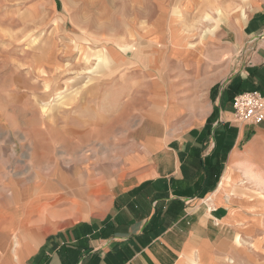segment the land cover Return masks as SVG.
<instances>
[{"label":"crops","instance_id":"crops-1","mask_svg":"<svg viewBox=\"0 0 264 264\" xmlns=\"http://www.w3.org/2000/svg\"><path fill=\"white\" fill-rule=\"evenodd\" d=\"M251 1L248 20L238 9L227 19L233 42L223 41L226 32L198 39H211L220 58L241 54L228 84L235 78L240 92L264 97V0ZM129 5L113 11L109 24L102 16L106 9L97 11L101 25L114 22L103 39L169 38L163 31L148 33L142 4ZM203 20L212 21L205 15ZM182 22L172 26L188 28V39H196L194 22ZM210 64L203 73L178 64L169 86L137 81L143 98L138 106L131 84L92 85L94 93L107 92L101 115L76 116L68 132L45 121V146L56 143L71 158H33L28 178L5 186L0 264H243L235 246L245 220L241 206L254 202L246 172L264 171L259 163L251 169L244 164L251 154L264 160V124L234 119L230 89L215 92L219 73ZM155 93H161L159 102Z\"/></svg>","mask_w":264,"mask_h":264},{"label":"rangeland","instance_id":"rangeland-1","mask_svg":"<svg viewBox=\"0 0 264 264\" xmlns=\"http://www.w3.org/2000/svg\"><path fill=\"white\" fill-rule=\"evenodd\" d=\"M134 1L0 0V210L9 194L5 186L10 185L13 180L28 178L29 164L33 158L42 160L45 153L52 159L60 158L62 163L71 158L62 154V147L56 143L45 146L49 142H45L43 132L49 124L68 132L69 124L75 121L76 116L85 114L91 117L95 112L101 115L105 105L101 96L107 92L94 93L89 90L92 85L112 89L108 85L131 84L132 104L138 106L143 99L138 90L140 81L147 84L155 80L169 86L178 64L186 68L187 59L183 58L190 51L194 59L201 61V66L207 69L211 63V70L219 73V78L215 81V92L226 87L230 89L232 100L243 93L240 92L242 84L236 86L238 80L234 81L235 78L228 84L235 73L234 69L237 71V67L243 62L241 54L220 58L221 52L210 43L211 39L198 38L207 34L218 36L226 32L227 36L223 41L233 42V28L227 27V19L235 16L234 11L238 9L241 11L240 17L248 20L251 0ZM131 3L142 4V9H145V19L141 23L148 25V33L163 31L169 38L103 39L113 32V27L110 26L114 22L109 26L101 25L97 11L106 9L101 15L109 24L108 18L111 19L116 13L113 11L128 9ZM161 6L166 9L162 15L158 11ZM117 13L127 16L125 12ZM133 14L139 15L138 12ZM203 14L212 21L203 20ZM175 17L183 21V27L188 25V21L194 22L193 34L196 39L172 37ZM86 20L87 25L82 27ZM190 32L192 35V31ZM205 47L207 53L204 54ZM98 55H106L109 60L98 61ZM86 59L89 63H86ZM89 66L92 67L91 70ZM246 88L251 87L246 85ZM199 93L201 98L205 97V90ZM110 94L117 97L120 92L111 91ZM154 95L159 102L161 93ZM231 98L228 99L229 102ZM156 109L158 118H162V106L159 105ZM115 110L118 115V108L115 107ZM149 115L155 116L154 111ZM45 121L49 124L46 125ZM35 132L39 134L36 137ZM250 137H245L239 148L246 147ZM66 143L68 142H63ZM48 148L52 149L45 151ZM260 157L264 159L263 154ZM248 158L251 159L245 160L244 164L247 169H251L252 164L259 163L264 170V160L258 161L253 154ZM246 173L253 177V180L249 179L247 182L254 202L241 206L245 220L236 238L243 244L240 246L235 242V246L243 264H264V171ZM228 263L235 264L232 259H228Z\"/></svg>","mask_w":264,"mask_h":264},{"label":"built area","instance_id":"built-area-1","mask_svg":"<svg viewBox=\"0 0 264 264\" xmlns=\"http://www.w3.org/2000/svg\"><path fill=\"white\" fill-rule=\"evenodd\" d=\"M232 114L240 123H264V99L258 92H243L232 100Z\"/></svg>","mask_w":264,"mask_h":264},{"label":"bare ground","instance_id":"bare-ground-1","mask_svg":"<svg viewBox=\"0 0 264 264\" xmlns=\"http://www.w3.org/2000/svg\"><path fill=\"white\" fill-rule=\"evenodd\" d=\"M178 17V16H177ZM180 17V16H179ZM203 17H204V14H203ZM181 18V17H180ZM177 19H179V18H176L175 17V22H176V20ZM180 20V19H179ZM174 21V20H173ZM216 20L214 19V22H215ZM172 24V23H171ZM170 24V25H171ZM170 27H172V26H170ZM172 31V30H171ZM190 31H189V29L188 28H185V29H181V28H177V27H175V30H173V33L174 34H172V37L174 36L175 37V39L176 38H178V39H188L189 37H192V35H191V33H189ZM171 37V36H170ZM187 44L189 45V43L187 42ZM186 55H185V57L183 58V60L184 59H187V61H185L186 62V68H187V70H190V69H193L195 72H199V73H203V71L205 70V66H201V61H199V60H196V59H194L192 56H193V54L190 52V51H188L187 53H185ZM170 55H171V53H170ZM103 56V55H102ZM100 56V55H98V56H96V59H98V61H101V62H103V60H106V59H108V57L105 55V56ZM109 56V55H108ZM174 56V55H173ZM168 57V56H167ZM170 57V56H169ZM88 58H89V56H88ZM116 59V58H115ZM177 60H178V58H176ZM48 60V59H47ZM109 60V59H108ZM176 60V61H177ZM188 60H191V64H188ZM86 61V63H89V60H85ZM111 63H112V61H111ZM157 64V63H156ZM121 66H122V64H121ZM155 66H157V65H155ZM91 66H89V69L91 70ZM153 68V67H152ZM155 68V67H154ZM153 68V69H154ZM139 69V68H138ZM248 177V176H247ZM251 177L252 176H249V179H251ZM236 244H238V245H240L242 242L240 241V240H238L237 238H236ZM260 243V242H259ZM243 244V243H242ZM258 244V243H257ZM240 246H242V245H240ZM256 249V248H255ZM254 250V249H253Z\"/></svg>","mask_w":264,"mask_h":264}]
</instances>
